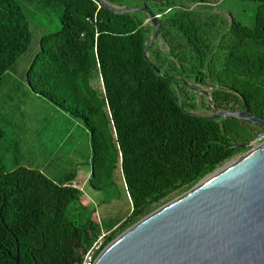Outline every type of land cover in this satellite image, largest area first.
Listing matches in <instances>:
<instances>
[{
    "label": "trees",
    "instance_id": "16d2710c",
    "mask_svg": "<svg viewBox=\"0 0 264 264\" xmlns=\"http://www.w3.org/2000/svg\"><path fill=\"white\" fill-rule=\"evenodd\" d=\"M105 1L126 9L140 1L164 14L160 31L180 60L175 69L239 91L264 118V0ZM21 2L61 11L60 29L41 37L26 82L84 125L91 155L83 165L91 172L83 192L77 170L55 182L31 167L8 171L0 159V264H82L102 236L104 249L253 139L241 125L186 113L197 110L196 100L184 93L183 110L168 73L158 75L145 59L153 31L143 13L113 14L97 0H0V91L38 34ZM228 5L251 9L250 23L229 14L226 29L215 8ZM178 9L181 16L173 15ZM150 48L159 56L157 43ZM228 98L237 96L214 91L212 101L222 110L220 100Z\"/></svg>",
    "mask_w": 264,
    "mask_h": 264
},
{
    "label": "water",
    "instance_id": "95a60500",
    "mask_svg": "<svg viewBox=\"0 0 264 264\" xmlns=\"http://www.w3.org/2000/svg\"><path fill=\"white\" fill-rule=\"evenodd\" d=\"M97 3L99 8L117 15L147 12L148 20L160 29L161 23L167 21L164 14H156L147 4L141 9H126L105 0ZM160 29L150 36L145 59L158 75L168 73V81L178 90L184 110L187 88L180 87L172 78L170 73L175 67L170 69L171 65H167L165 70H160L148 55L155 41L165 35ZM168 29L171 33L172 28ZM175 34L172 31V38ZM179 61L174 59L172 65ZM197 78L200 81V74ZM192 89L191 92L200 91ZM235 93L244 101V112L232 111L223 99L220 101L225 110L212 107L215 115L185 112L252 126L261 132L255 141L262 142L256 147L257 142L242 145V148H255L207 175L191 190L129 228L102 250L95 264H264V118L252 114L245 96L237 90ZM211 97L214 98V92Z\"/></svg>",
    "mask_w": 264,
    "mask_h": 264
},
{
    "label": "rangeland",
    "instance_id": "374dc122",
    "mask_svg": "<svg viewBox=\"0 0 264 264\" xmlns=\"http://www.w3.org/2000/svg\"><path fill=\"white\" fill-rule=\"evenodd\" d=\"M21 3L27 12L31 23V30L33 25L38 27V34L34 32L29 51L19 59L15 68L2 79L0 91V130L3 135L0 139V159L8 171L17 168V166L31 167L40 170L55 182H59L65 175L77 170L78 180L76 184L81 191L84 192L86 188L88 192L89 186H85L88 185L89 172L91 170L87 166H84L83 163L91 155L89 133L81 121L71 117L47 99L34 94L26 82V74L37 50H39L41 37L46 34L55 33L60 29L61 11L54 9L50 10V13L39 12L31 5ZM143 5V2L135 1L131 5H128L127 9H141L144 8ZM215 10H219L221 17L224 16L223 23L227 26L226 29L229 28L228 20L231 21L229 14H232L238 21L246 24L250 23L251 9L244 6H240L239 9H233L231 5L226 7L220 6L215 8ZM188 11L190 13L188 17L191 20V8ZM142 13L141 17L144 18L145 25L151 27L153 32L158 31L160 26L148 20L149 14L147 12ZM173 13V15L181 16L179 9ZM202 21L200 22L203 29H205ZM220 27L221 25H216L217 29H220ZM156 43L160 49L159 51L155 48L159 56L154 52L151 53L150 48L148 52L149 58H151L156 66H162L163 70L167 65H171L170 69H173L175 67L172 65L174 56L168 44L162 38H158L154 45ZM180 43L183 42L181 41ZM175 65L178 66L177 63ZM175 71L176 69H174L173 76L180 87L182 83L176 77V75L182 74L180 71L184 72L185 84L194 83V80L191 81L192 77H189L188 73L183 70L182 65H180L177 72ZM191 93L190 91V96ZM192 98L196 99L199 104L194 113L199 115H215L213 109H211L213 107L210 103L211 101L205 98V96L197 93L194 94L193 92ZM226 124L229 125L230 123ZM234 133L241 134L242 132L234 131ZM241 136H243V133ZM261 142L262 140L258 141L259 144ZM250 151L244 149L233 160L235 161ZM94 201L97 202L96 198H94Z\"/></svg>",
    "mask_w": 264,
    "mask_h": 264
},
{
    "label": "flooded vegetation",
    "instance_id": "af4514ba",
    "mask_svg": "<svg viewBox=\"0 0 264 264\" xmlns=\"http://www.w3.org/2000/svg\"><path fill=\"white\" fill-rule=\"evenodd\" d=\"M190 67V66H189ZM177 70H178V68L176 69V71L175 72H177ZM182 74H179V75H176V77H178L179 78V80L181 81V83H182V85H184L185 86V88H187V91H186V93L189 95V92L191 91V89L192 88H197V89H200V91H195L194 92V94H199V95H202V96H205V98H207L206 96H209L210 98H212L211 97V94L214 92V91H219V92H229V93H232V94H235L236 96H237V98H228V99H224V101L225 100H232L230 103H229V105H230V109L232 110V111H238V112H244L245 111V107H242L241 106V103L239 102V100H241L242 101V104H243V99L240 97V96H238L236 93H235V91L236 90H234V89H231L230 87H227V86H225V85H220V84H214V83H212L211 81H208V80H205V81H202V80H200V81H198V79H196V77L194 76V77H192V79H191V81L192 80H194V83H192V84H185L184 83V72H182V71H180ZM174 77V76H173ZM190 81V82H191ZM188 85H190L191 86V89L188 87ZM190 89V90H189ZM193 90V89H192ZM202 90V91H201ZM208 91H209V93H208ZM192 94H193V92L191 93V96H190V100H196V99H194V98H192ZM196 102H197V100H196ZM226 102V101H225ZM235 102H237V106H236V108H233V106H234V104H235ZM227 103V102H226ZM228 105V104H227ZM243 106H244V104H243ZM221 109L222 110H225L224 109V107H221ZM251 113H252V111H251ZM195 114H197V113H195ZM253 114V113H252ZM199 115V114H198ZM254 115H256V114H254ZM241 126H243V127H246L247 129H248V131H249V133H252L253 134V139H251L250 140V142L248 143V144H243V145H246V146H248L249 144L251 145V144H254L255 142H257V141H255L256 140V138L257 137H259L260 135H261V132L260 131H258L256 128H254V127H252V126H249V125H241ZM256 145H258L259 143L257 142V143H255ZM255 145V146H256ZM254 147H245L244 149H248V150H252ZM244 151V150H243ZM242 153V152H241ZM237 157V156H236ZM235 157V158H236ZM234 159V158H233ZM232 159V160H233ZM231 160V161H232Z\"/></svg>",
    "mask_w": 264,
    "mask_h": 264
},
{
    "label": "built area",
    "instance_id": "2783aa9c",
    "mask_svg": "<svg viewBox=\"0 0 264 264\" xmlns=\"http://www.w3.org/2000/svg\"><path fill=\"white\" fill-rule=\"evenodd\" d=\"M104 242V236H102L98 241H96L90 248V250L84 255L82 264H95L98 255L103 250Z\"/></svg>",
    "mask_w": 264,
    "mask_h": 264
},
{
    "label": "bare ground",
    "instance_id": "6f19581e",
    "mask_svg": "<svg viewBox=\"0 0 264 264\" xmlns=\"http://www.w3.org/2000/svg\"><path fill=\"white\" fill-rule=\"evenodd\" d=\"M206 97H207V99H208L209 101H211L210 103L212 104V106L214 107V109L220 111L219 109L216 108L215 103L212 101V98H210L209 96H206ZM209 107H210V106H209Z\"/></svg>",
    "mask_w": 264,
    "mask_h": 264
}]
</instances>
